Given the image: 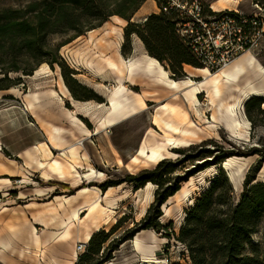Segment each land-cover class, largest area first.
I'll list each match as a JSON object with an SVG mask.
<instances>
[{"label":"rangeland","instance_id":"obj_1","mask_svg":"<svg viewBox=\"0 0 264 264\" xmlns=\"http://www.w3.org/2000/svg\"><path fill=\"white\" fill-rule=\"evenodd\" d=\"M31 1L33 0H0V10L5 8L21 9ZM204 1L213 4L215 0ZM237 6L238 11L241 13L264 16V0H240ZM157 11L153 0H146L131 18H124L120 15L111 16L102 26L89 30L73 40H71V33L50 36V43L53 47L71 40L60 48L58 55L69 69L75 70L76 74H71V78L87 88V91L79 94L80 98L75 97L69 88L59 64H54L53 66L50 64L52 73H43L38 78L23 76L22 72L12 71L7 74V77L15 80L16 83L10 89L0 90V146L4 148L3 150L0 149V165L8 167L12 173L5 175L0 171V217L7 220L11 215L26 214L32 218L33 215L55 208L59 203V197L76 198L83 195L81 191L89 186L95 187L103 197L108 192L112 193V196L118 199L115 210L118 214L124 213L123 217L120 218V220L122 219L120 226L117 227V224L111 227L108 225L103 226V229L107 232H112L110 240L121 237L127 230L135 229L140 225L155 201L157 186L153 183H148L145 187L137 189L135 183L128 182L126 179L129 175L138 174L144 169H152L156 164H143L133 171H130L128 167L133 165V157L137 156L148 132L160 133V130L154 124L153 117L168 100H162L157 105L154 102L147 101L148 108L145 111L133 114L111 127L99 129L98 126L106 116L110 105L106 95L118 86V75L112 69H104L102 75L99 76L91 68H88L92 55H95L94 46H90L89 40L91 38L90 35H92L94 42L103 40L110 44L111 50L108 51V54L116 62H119L120 57L129 59L133 56H139L144 50L142 48L143 45L141 46L138 43L137 36L140 39L142 38L138 32H133L128 39L126 30L131 27L136 28L134 27L137 25L136 23H143L145 16L147 17L150 12L151 14H158L156 13ZM140 29L143 30L144 27L141 26ZM120 32H122L124 39L120 49H118L117 43L120 40ZM125 43L129 44L128 50L130 53L127 55L123 54ZM250 53L264 68V35L261 38L260 46L256 50L250 51ZM159 61L171 72L173 79L183 80L189 76L185 70L186 65L189 64H184L182 72L173 77V67L168 63V60ZM168 64L169 67L166 66ZM5 75L0 67V79L4 78ZM60 75L63 76L64 82L75 100L82 103H89L93 100L97 103H103V107L96 109L89 117H83L82 114L75 112L71 101L52 93V90L60 88ZM19 78H21V82L18 80ZM262 78L264 79V77H260V79ZM194 79L200 80L201 78L195 77ZM125 85H127L129 92L142 94V83L131 85L125 79ZM261 87L263 93L260 96L257 95V97L264 98V80ZM91 93L98 98L91 100L83 98ZM252 97L256 96L250 95L243 101L242 107L238 108V115L244 125L240 134L233 133L231 129L219 120L217 122L212 121L213 112L210 110L211 101L207 92L199 95L201 104L199 113L189 107L191 112L190 119L201 128H209L210 133L205 132L192 143L183 147H189L193 144H205L203 142L208 141L206 147L214 149L215 144H218L235 151L236 154L226 158H222L223 154L217 155L216 160L221 162L207 166L191 176L188 181L182 183L181 189L191 187L193 189L192 193L186 198L173 197L169 204L162 206L163 216L160 221L167 226L166 230L162 232H157L153 229L142 230L131 238L134 239L140 235L146 240L147 248H145V253L151 254L153 252L161 260L156 264H193L188 247L177 240V236L185 224L188 211L194 206L204 191L209 188L221 169L226 172L234 187L236 202L241 198L245 189L244 183L247 173L261 158L260 154L248 153L252 152L251 150L254 148L264 149V117L260 115L258 117L260 121L254 124L247 115L246 103ZM206 111L207 114L203 113ZM262 118L263 120H261ZM207 120L210 122H206ZM246 120L248 124L244 123ZM55 127L57 128V133L54 131L53 133L55 134L51 137ZM3 139H6V145H1ZM42 142L48 146L44 150L42 149ZM28 144H30V147L28 146L29 148L26 149L25 147ZM72 147H78L80 155L83 158H87L85 167L79 168L81 175L78 178V182L65 184L58 180L56 181L57 176L55 174L51 175L55 179L54 181H46L42 174L44 171L49 170L48 165L52 162L51 160L58 159L70 164L69 159L66 160L63 156H60V153L68 151ZM183 147H173L171 149L172 156L167 158H178L180 155L174 150ZM49 150L53 152L54 157L47 156ZM240 151L245 152V154H240ZM218 152L217 148H215L214 153L217 154ZM231 157L238 158L232 159L231 164L227 166L226 162ZM119 159H122L123 164L119 163ZM193 166L192 162H188L185 169H190ZM91 168L95 171V175L89 179L85 175L92 173ZM22 169L28 173L29 180H26L24 176H18L21 174ZM236 169L240 170V172L234 174ZM231 173L236 176L232 178ZM238 177L239 179H237ZM8 181L9 183H6ZM256 181H264V162L257 174ZM30 183L31 185L26 187ZM78 184L80 185L77 186ZM110 184L113 185L109 186ZM49 185H53V188L56 189L49 188ZM104 185L107 186L106 189H104ZM20 187L23 188L20 189ZM38 187H45L50 190L48 189L44 196H38L36 195ZM26 195H28V198H23ZM86 195L90 194L86 193ZM80 215L84 219L87 212H82ZM32 221L35 223L34 226L42 238H48L52 232L60 229L58 227L47 228L37 221ZM113 228H115L114 231L112 230ZM173 231H175L176 235L170 236L169 234ZM152 232L157 235V238L154 239L152 237ZM83 233L84 228L79 223L77 244L84 243ZM131 239L122 243L117 250L112 251L113 258L104 264L142 263L143 257L134 249ZM47 243H49L47 245L49 250L47 251V247L43 244L39 253L42 255L38 258L34 257V264H72L73 242L62 249L63 254L59 253L60 245L55 246L54 242L49 241ZM87 245H85L83 251H80V255L87 250ZM252 245H257L261 251L264 250V219L257 233L253 235L251 243L246 247L245 254L252 253ZM46 253L49 254L48 257ZM77 262L78 260L73 264ZM0 264L10 263L0 261Z\"/></svg>","mask_w":264,"mask_h":264},{"label":"trees","instance_id":"obj_2","mask_svg":"<svg viewBox=\"0 0 264 264\" xmlns=\"http://www.w3.org/2000/svg\"><path fill=\"white\" fill-rule=\"evenodd\" d=\"M145 1L33 0L21 9L0 10V67L6 74L0 79V90L10 89L15 85L16 81L7 77L9 72H22L23 75L30 76L46 62L52 66H61L69 88L75 97L80 98L79 94L87 91V88L71 78V74L76 72L69 69L60 58V48L87 31L102 26L111 16L131 18ZM136 24L134 27L137 29L127 28V38L133 32H138L151 56L161 61L168 60L173 67V77L182 72L184 64L201 66L174 35L164 14L153 13L147 21ZM141 26L145 30H141ZM64 33H71V40L53 47L50 36ZM128 46L126 43L123 46L124 55L130 53ZM169 64L166 66L169 67ZM21 78L18 79L20 82ZM83 98L91 100L98 97L91 93ZM263 104L264 98L257 96L246 103L247 115L254 124L260 121V115L264 117ZM203 143L205 144L177 148L174 152L180 155L178 158H164L152 169L129 175L126 181L135 183L137 189L148 183L157 186L155 201L146 217L135 229L127 230L124 235L113 240H110L111 231L101 229L95 232L87 250L80 255L76 264H104L113 258L112 251L138 232L166 230L167 226L160 221L163 216L161 208L180 191L182 183L207 166L221 162L216 160L217 155L223 154L222 158H226L236 154L218 144H215L214 149L217 148L219 152L215 154L214 149L206 147L208 141ZM251 151L248 154H260L261 158L247 173L245 189L237 202L234 187L226 172L221 169L209 188L188 211L177 240L188 247L193 264H264V250H259L257 245L251 246L252 253L245 254L246 247L264 219V181L255 182L264 162V149L254 148ZM239 153L245 154L243 151ZM188 162H192L194 166L186 170ZM111 185L113 184L109 186ZM106 188L104 185V189ZM121 222L122 219L117 227ZM169 235L176 233L173 231Z\"/></svg>","mask_w":264,"mask_h":264},{"label":"bare ground","instance_id":"obj_3","mask_svg":"<svg viewBox=\"0 0 264 264\" xmlns=\"http://www.w3.org/2000/svg\"><path fill=\"white\" fill-rule=\"evenodd\" d=\"M239 2L240 0H215L213 8L217 11L225 9L236 11ZM90 37V46H94L95 55H92L88 68H91L99 76L102 75L104 69H112L118 75V86L106 95L110 105L106 116L98 126L99 129L111 127L133 114L145 111L148 108L147 101L154 102L157 105L162 100H168L153 117L154 124L161 134L148 132L141 144L139 153L133 157V165L128 167L130 171L143 164H157L163 158L172 156L171 149L173 147L187 146L205 132L210 133L209 128H201L190 119L189 107L199 113V106L201 105L199 95L207 92L211 101L210 110L213 112V122L219 120L233 133L240 134L244 125L238 115V108L242 107L243 101L250 95L260 96L263 93L261 85L264 79L262 78V80L260 77H264V68L250 52L242 54L229 66L218 72H212L206 67L186 65L185 70L189 76L183 80H175L172 78L171 72L157 58L148 53L140 37L137 36V40L141 46H144H142L143 53L129 59L120 57L119 62L113 60L114 58L111 55L109 56L110 44L103 40L94 42L92 35ZM123 39L122 32H120V40L117 43L118 49L121 47ZM47 72L52 73V69L50 64L45 62L37 68L35 74L31 77L38 78L41 74ZM139 77L141 78L139 79ZM195 77L201 79L195 80ZM125 79L131 85L142 83V94L129 92L127 85H125ZM59 87V89L52 90V93L69 99L75 112L85 117H89L96 109L104 105L93 100L89 103L75 100L62 75H60ZM203 113L207 114V111ZM206 122L210 121L207 120ZM244 123L248 124V121L246 120ZM54 131L57 133L56 127L53 129L51 137L55 134ZM46 147H48L47 144L42 143V149L44 150ZM1 148L2 146H0ZM47 156H53V152L49 150ZM60 156H63L66 160L69 159L70 164L52 159V162L48 165L50 172L44 171L43 176L53 181L52 172L63 183L78 182L81 175L79 168L85 167L87 158L80 155L78 147H72L69 151L60 153ZM235 158L238 157L229 158L226 165L229 166L233 161L232 159ZM119 163L123 164L122 159H119ZM42 164L44 163L42 162ZM90 170L92 173L85 175L89 179L95 175L93 168ZM0 171L4 174L12 173L8 167H2V165H0ZM239 172L240 170L236 169L234 174ZM234 174L231 173L232 178L236 176ZM24 178L26 180L30 179L27 175ZM192 190L191 187H184L173 197H189ZM91 192L95 194L92 198L86 195V193ZM45 193L43 189L38 190L40 196ZM81 193L83 195L73 199L59 197V203L55 208L33 215L32 218H29L26 214L11 215L7 220L0 217V261L10 264H34V257L38 258L42 255L39 254L40 248L43 247V244L47 247L49 241L54 242L55 246L60 245L59 253L61 254H63L62 249L73 242L71 263L76 262L80 257V251L85 249L84 245L89 243L95 232L103 229L105 225L111 227L117 224L124 215L123 212L118 214L115 210L118 199L113 197L112 193L108 192L103 197L95 187H87ZM173 197L165 204H169ZM6 198L8 199V197ZM83 210L87 212L84 219L80 215ZM32 220L47 228L58 227L60 229L52 232L48 238H42L39 236ZM79 223L84 228V245L77 244ZM152 237L155 239L157 235L152 232ZM131 240L134 249L142 255L143 264H156L161 261L153 252L151 254L145 253L147 243L142 236L138 235ZM46 255L49 256L47 253Z\"/></svg>","mask_w":264,"mask_h":264},{"label":"built area","instance_id":"obj_4","mask_svg":"<svg viewBox=\"0 0 264 264\" xmlns=\"http://www.w3.org/2000/svg\"><path fill=\"white\" fill-rule=\"evenodd\" d=\"M153 2L156 13L166 16L178 40L210 71L218 72L242 54L256 50L264 35L263 15L229 9L217 11L204 0Z\"/></svg>","mask_w":264,"mask_h":264},{"label":"crops","instance_id":"obj_5","mask_svg":"<svg viewBox=\"0 0 264 264\" xmlns=\"http://www.w3.org/2000/svg\"><path fill=\"white\" fill-rule=\"evenodd\" d=\"M149 14H151V12H150ZM119 49H120V48H119ZM121 54H122V53H121ZM30 76H31V75H30ZM68 101H70V100L68 99ZM71 103H72V102H71ZM72 107L74 108L73 105H72ZM82 116H83V115H82ZM83 117H85V116H83ZM160 134H161V132H160ZM4 141H5V142H4ZM32 142H33V141H32ZM42 143H43V142H42ZM1 145H6V139H3V140H2ZM28 146L30 147V144H28L25 148L28 149V148H29ZM3 149H4V148H1V150H3ZM68 151H69V150H68ZM19 152H21V151H19ZM138 153H139V151H138ZM53 157H54V155H53ZM166 158H167V157H166ZM163 159H164V158H163ZM41 160L43 161L44 159H41ZM44 161H45V160H44ZM48 168H49V167H48ZM47 172H50V169H49ZM3 174H4V173H3ZM22 174H23V175H22ZM27 174H28V173H27L26 171H24V169H22L21 174H19L18 176H20V177L24 176V177H25ZM51 174H53V173L51 172ZM5 175H10V174H5ZM11 176H14V175H11ZM27 176H28V175H27ZM28 177H29V176H28ZM42 177H43L44 179H46V181H48V182L50 181V180H48L47 178H45V177L43 176V174H42ZM29 178H30V177H29ZM52 179H53V181L55 180L54 178H52ZM57 180H58V179H56V181H57ZM58 181H60V180H58ZM60 182H61V181H60ZM6 183H9V181L6 182ZM6 183H5V185H7ZM62 183H63V182H62ZM65 184H66V183H65ZM30 185H31V183H30L29 185L27 184L26 187H28V186H30ZM48 187L52 189V188H53V185H49ZM21 188H23V187H20V189H21ZM49 188H48V189H49ZM88 188H89V186H88ZM91 188H92V187H91ZM39 189H43V190H45V192L48 190V189L45 188V187H38V188H37L36 195H38V190H39ZM53 189L55 190L56 188H53ZM84 189H85V188H84ZM49 190H50V189H49ZM23 194H25V193H23ZM45 194H46V193H45ZM45 194H44V195H45ZM89 194H90L91 196L88 195V197H91V198L93 197V195H95L93 192H91V193H89ZM44 195H43V196H44ZM38 196H40V195H38ZM26 197L28 198V195L24 196L23 198H26ZM78 197H79V196H78ZM69 199H73V198H69ZM82 212H84V210H83ZM82 212H81V213H82ZM29 218H30V217H29Z\"/></svg>","mask_w":264,"mask_h":264}]
</instances>
